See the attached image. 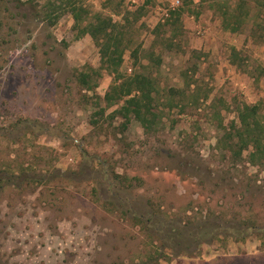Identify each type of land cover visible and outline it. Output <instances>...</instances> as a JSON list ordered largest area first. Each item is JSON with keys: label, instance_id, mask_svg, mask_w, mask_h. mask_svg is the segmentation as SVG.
<instances>
[{"label": "rangeland", "instance_id": "1", "mask_svg": "<svg viewBox=\"0 0 264 264\" xmlns=\"http://www.w3.org/2000/svg\"><path fill=\"white\" fill-rule=\"evenodd\" d=\"M46 1L0 0V264H264V163L219 141L264 112L261 0L235 32L234 0H78L122 34L119 74L152 75L149 130L112 117L114 75Z\"/></svg>", "mask_w": 264, "mask_h": 264}, {"label": "trees", "instance_id": "2", "mask_svg": "<svg viewBox=\"0 0 264 264\" xmlns=\"http://www.w3.org/2000/svg\"><path fill=\"white\" fill-rule=\"evenodd\" d=\"M150 1L144 0L142 6H146ZM256 3L264 6V0L256 1ZM40 7L39 13H42V18L50 25L65 12H69L74 21L73 28L77 30L76 38L88 34L97 46L100 69H105L114 75L113 82L105 92L103 100L107 105L122 100V105L112 111V117L120 115L123 118V128L131 119H135L144 130L151 129L157 117L152 110L153 77L142 71H137L129 77L119 74L118 67L122 62L126 46L112 18L100 14L91 18L88 9L78 0H47ZM248 9L249 0H234L233 4L223 5L221 19L223 28L233 32L238 31L244 18L249 15ZM178 17L179 13L175 20ZM77 80L83 88L94 89V84H90V77L86 71L79 72ZM100 112L102 114V110ZM236 117L238 123L233 121L230 126L232 130L224 129L223 137L219 141L223 140V143L228 144L224 147L236 160L243 157L245 152L247 153L246 161L249 164L262 165L264 163V112H260L256 104H242L237 108Z\"/></svg>", "mask_w": 264, "mask_h": 264}, {"label": "built area", "instance_id": "3", "mask_svg": "<svg viewBox=\"0 0 264 264\" xmlns=\"http://www.w3.org/2000/svg\"><path fill=\"white\" fill-rule=\"evenodd\" d=\"M179 4H180V0H173L172 2H171V5H172V10L176 7V6H179ZM166 12V11H165ZM167 14V13H166Z\"/></svg>", "mask_w": 264, "mask_h": 264}, {"label": "crops", "instance_id": "4", "mask_svg": "<svg viewBox=\"0 0 264 264\" xmlns=\"http://www.w3.org/2000/svg\"><path fill=\"white\" fill-rule=\"evenodd\" d=\"M144 1V0H143Z\"/></svg>", "mask_w": 264, "mask_h": 264}]
</instances>
